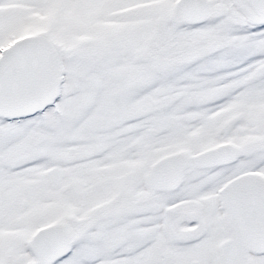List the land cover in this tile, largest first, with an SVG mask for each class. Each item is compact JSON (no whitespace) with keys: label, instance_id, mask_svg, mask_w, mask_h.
<instances>
[{"label":"snow or ice","instance_id":"snow-or-ice-1","mask_svg":"<svg viewBox=\"0 0 264 264\" xmlns=\"http://www.w3.org/2000/svg\"><path fill=\"white\" fill-rule=\"evenodd\" d=\"M0 264H264V0H0Z\"/></svg>","mask_w":264,"mask_h":264}]
</instances>
